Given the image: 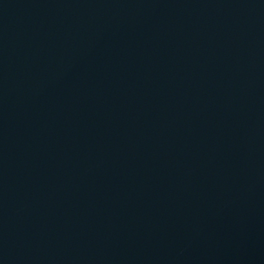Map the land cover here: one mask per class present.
<instances>
[{"label": "water", "instance_id": "1", "mask_svg": "<svg viewBox=\"0 0 264 264\" xmlns=\"http://www.w3.org/2000/svg\"><path fill=\"white\" fill-rule=\"evenodd\" d=\"M0 264H264V0H0Z\"/></svg>", "mask_w": 264, "mask_h": 264}]
</instances>
